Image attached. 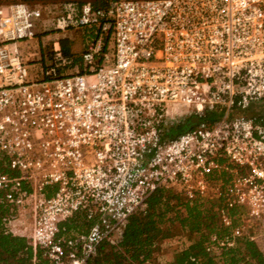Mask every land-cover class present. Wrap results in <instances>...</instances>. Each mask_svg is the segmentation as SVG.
<instances>
[{"label": "built area", "instance_id": "obj_1", "mask_svg": "<svg viewBox=\"0 0 264 264\" xmlns=\"http://www.w3.org/2000/svg\"><path fill=\"white\" fill-rule=\"evenodd\" d=\"M71 30L85 34L79 56L63 50ZM34 38L29 59L21 42ZM262 101L264 0L0 3L4 225L49 264H92L100 243L116 244L127 218L167 186L191 201L223 200L228 231L210 235L207 252L257 242L264 116L231 112ZM209 111L221 115L210 122ZM77 214L89 225L67 233Z\"/></svg>", "mask_w": 264, "mask_h": 264}, {"label": "trees", "instance_id": "obj_2", "mask_svg": "<svg viewBox=\"0 0 264 264\" xmlns=\"http://www.w3.org/2000/svg\"><path fill=\"white\" fill-rule=\"evenodd\" d=\"M109 0L92 2L95 6H106ZM63 39V50L75 54L71 44ZM67 42V43H66ZM207 117L214 121V115ZM190 127L189 121L177 126L184 131ZM223 203L221 198L189 200L172 187H160L152 192L144 210L131 214L123 225L121 239L112 244L102 241L91 258L92 264H264V238L251 241L239 238L236 246L221 256L207 252L206 245L212 234L222 235L228 231L219 219L216 207ZM242 210H232L236 221L242 217ZM7 208L0 204V264H49L42 251L34 247L30 240L9 232L4 219ZM89 224L81 214L65 222L66 232L81 231ZM177 225L191 236L187 246H179L174 251V258L169 262H159L155 253L161 239L173 235Z\"/></svg>", "mask_w": 264, "mask_h": 264}, {"label": "rangeland", "instance_id": "obj_3", "mask_svg": "<svg viewBox=\"0 0 264 264\" xmlns=\"http://www.w3.org/2000/svg\"><path fill=\"white\" fill-rule=\"evenodd\" d=\"M66 1H70V0H0V3H14V2H26L29 3L31 5L34 4H43V5H51V4H59L62 2H66ZM80 2H86V1H90V2H95L98 3V0H78ZM112 1V0H109ZM67 44H71L72 47V51L76 52L75 54H77L78 50L82 48V42L80 38H77L75 45H73V39H69V37H67ZM21 46L23 49V54L24 56L30 58L33 57H38V47H37V38L34 39H29V40H23L21 42ZM34 65V63L30 62V66L32 67ZM31 70V69H30ZM32 75L34 74L33 70H31ZM169 106L175 111V112H180V111H187V113H190V109H186V107H184L182 104L180 103H171L169 104ZM237 113H242V114H258V115H262L264 116V102H258L255 105L253 104L252 107L246 111H236V112H231V114H237ZM214 115V120H216L220 115L221 112H217V111H209L206 112V116L211 118L210 116ZM212 119V118H211ZM186 120L180 122L184 123ZM178 124V125H179ZM177 125V126H178ZM177 126H175L174 128V133H179L180 130H178ZM192 125H190L191 127ZM86 227L83 226L82 229H85ZM191 236H189V233L185 230H181L180 227H177V225H174L173 227V235L167 237V238H163L161 239L160 243H159V247L158 250L155 253V257L157 260H159V262H169L171 260H173L174 258V250L176 248H178L179 246H187L190 242H191Z\"/></svg>", "mask_w": 264, "mask_h": 264}, {"label": "crops", "instance_id": "obj_4", "mask_svg": "<svg viewBox=\"0 0 264 264\" xmlns=\"http://www.w3.org/2000/svg\"><path fill=\"white\" fill-rule=\"evenodd\" d=\"M66 37H69V39H73V41H74L73 42V45H75V47H76L75 42H76L77 38H80L81 39L82 48L78 50L77 54H73L75 56H79L81 54V52L83 51V49H84L85 34L81 30H71V31H68L65 35L62 36V45H63V39L66 38ZM40 38H41V36L38 37V40H40ZM45 38L47 39L48 37H45ZM74 53H76V52H74ZM191 119L189 120V124L190 125H193L194 122H192Z\"/></svg>", "mask_w": 264, "mask_h": 264}, {"label": "water", "instance_id": "obj_5", "mask_svg": "<svg viewBox=\"0 0 264 264\" xmlns=\"http://www.w3.org/2000/svg\"><path fill=\"white\" fill-rule=\"evenodd\" d=\"M191 121L195 123V122H197V118H196V117H193V118L191 119Z\"/></svg>", "mask_w": 264, "mask_h": 264}]
</instances>
